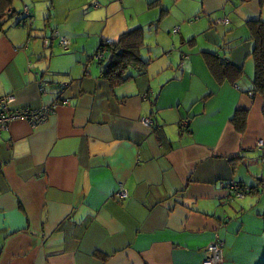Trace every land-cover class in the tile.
<instances>
[{
	"label": "crops",
	"instance_id": "obj_1",
	"mask_svg": "<svg viewBox=\"0 0 264 264\" xmlns=\"http://www.w3.org/2000/svg\"><path fill=\"white\" fill-rule=\"evenodd\" d=\"M16 2L0 22V98L11 111L66 102L0 132V264H202L217 240L221 264H262L264 98L248 25L264 0ZM136 29L145 74L105 82L100 43ZM206 53L241 74L219 82ZM231 181L251 192L233 198Z\"/></svg>",
	"mask_w": 264,
	"mask_h": 264
},
{
	"label": "trees",
	"instance_id": "obj_2",
	"mask_svg": "<svg viewBox=\"0 0 264 264\" xmlns=\"http://www.w3.org/2000/svg\"><path fill=\"white\" fill-rule=\"evenodd\" d=\"M12 3L13 0H0V22L8 14L7 11L12 10ZM10 12L12 13L13 11ZM29 16L30 14L28 16L23 14L21 19L16 22V26H24L25 19L29 18ZM248 27L251 40L253 41L252 55L255 65L254 91L264 98V21L258 20L252 22ZM141 37L142 34L136 29L123 33L117 42L103 41L100 43L95 57H97V66L101 70L105 82L115 86L127 81L133 77L127 74L128 67L137 68L139 71L138 76L145 74L148 62L143 60L139 54ZM205 59L209 70L219 82L223 80L233 82L241 74V70L238 67L228 63L225 59L218 58L217 55L206 53ZM245 119V114L236 113L232 120L240 132L245 128ZM240 188L243 190L241 186ZM250 192L251 190L243 193L249 194ZM229 195L235 199H241L236 197V195Z\"/></svg>",
	"mask_w": 264,
	"mask_h": 264
},
{
	"label": "built area",
	"instance_id": "obj_3",
	"mask_svg": "<svg viewBox=\"0 0 264 264\" xmlns=\"http://www.w3.org/2000/svg\"><path fill=\"white\" fill-rule=\"evenodd\" d=\"M120 1V0H113ZM24 15H29L28 9H24ZM223 23L225 25L228 24V20H224ZM177 29L174 30V33ZM60 44L67 48L69 46V41L65 38H60ZM13 96H8L4 98H0V132L5 130L8 125L14 120H26L33 127L43 123L55 110L57 106L60 104H64L66 101L58 100L55 104L51 106L42 107L38 110H30L23 109L18 111H11L8 106L13 101ZM141 123L146 127H152L151 119H142ZM187 126L186 122L181 124L180 128H185ZM261 152L260 162L264 165V143L260 141L257 145ZM224 188L228 191L229 194L236 195V197L243 198L244 191L240 188V186L235 182H229L224 185ZM242 190V191H241ZM119 199H124L127 197V192L125 190H120L117 195ZM223 244L220 241H214L210 244L206 249V258L203 260L202 264H221L223 262L222 258Z\"/></svg>",
	"mask_w": 264,
	"mask_h": 264
},
{
	"label": "rangeland",
	"instance_id": "obj_4",
	"mask_svg": "<svg viewBox=\"0 0 264 264\" xmlns=\"http://www.w3.org/2000/svg\"><path fill=\"white\" fill-rule=\"evenodd\" d=\"M16 3L17 2L15 0L14 6H16ZM19 13H20V11H19ZM146 43L148 44L149 42H146ZM89 72H90V74H95L97 72L96 66H95V64H92V62H91V65H89Z\"/></svg>",
	"mask_w": 264,
	"mask_h": 264
}]
</instances>
